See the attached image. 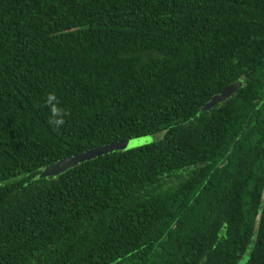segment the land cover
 <instances>
[{
	"label": "trees",
	"instance_id": "trees-1",
	"mask_svg": "<svg viewBox=\"0 0 264 264\" xmlns=\"http://www.w3.org/2000/svg\"><path fill=\"white\" fill-rule=\"evenodd\" d=\"M263 192L264 0H0V264H264Z\"/></svg>",
	"mask_w": 264,
	"mask_h": 264
},
{
	"label": "water",
	"instance_id": "water-1",
	"mask_svg": "<svg viewBox=\"0 0 264 264\" xmlns=\"http://www.w3.org/2000/svg\"><path fill=\"white\" fill-rule=\"evenodd\" d=\"M243 86V81L239 80L232 84L226 85L219 94L213 96V98L206 103V105L202 108L203 111L212 109L219 102L225 101L230 98L235 92H237ZM150 135L126 139L120 142H116L110 145H106L100 148H96L84 153L77 154L75 156L63 158L56 164L49 166L47 170L44 172L45 175L57 176L69 168H72L86 160H91L93 158L102 156L104 154H108L110 152H114L117 150H126L128 148L136 147L139 145H143L145 143L150 142ZM43 176V174H42ZM264 197V192H263Z\"/></svg>",
	"mask_w": 264,
	"mask_h": 264
},
{
	"label": "clouds",
	"instance_id": "clouds-1",
	"mask_svg": "<svg viewBox=\"0 0 264 264\" xmlns=\"http://www.w3.org/2000/svg\"><path fill=\"white\" fill-rule=\"evenodd\" d=\"M54 101L57 103H53ZM45 103L51 106V116L53 118L49 119V123L56 128L62 127L66 123L65 117L70 113L67 111V109L57 107L59 102L54 92H49L46 95Z\"/></svg>",
	"mask_w": 264,
	"mask_h": 264
},
{
	"label": "rangeland",
	"instance_id": "rangeland-1",
	"mask_svg": "<svg viewBox=\"0 0 264 264\" xmlns=\"http://www.w3.org/2000/svg\"><path fill=\"white\" fill-rule=\"evenodd\" d=\"M156 137V136H155ZM150 141H153L154 140V137H152L151 135H150ZM47 168L48 167H46V168H44L42 171H41V173H40V176H42V174H43V176L42 177H49V176H51V175H45L44 176V172L47 170ZM248 257H249V250H247L241 257H240V259L238 260V262H237V264H244L246 261H247V259H248Z\"/></svg>",
	"mask_w": 264,
	"mask_h": 264
}]
</instances>
